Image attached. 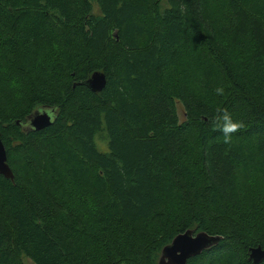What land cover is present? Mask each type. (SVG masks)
<instances>
[{"label": "trees", "instance_id": "1", "mask_svg": "<svg viewBox=\"0 0 264 264\" xmlns=\"http://www.w3.org/2000/svg\"><path fill=\"white\" fill-rule=\"evenodd\" d=\"M218 108L245 125L230 145ZM0 136V264H157L187 230L221 237L187 264H252L264 0H0Z\"/></svg>", "mask_w": 264, "mask_h": 264}, {"label": "water", "instance_id": "2", "mask_svg": "<svg viewBox=\"0 0 264 264\" xmlns=\"http://www.w3.org/2000/svg\"><path fill=\"white\" fill-rule=\"evenodd\" d=\"M94 93L101 92L106 85V76L103 72H94L84 84ZM37 110L30 118V129L40 131L50 126L54 118L45 112ZM19 124V123H17ZM24 127V126H23ZM0 175L13 180V174L7 164L6 150L0 136ZM221 237L209 235L205 232L195 233L187 230L173 238L171 243L163 247L157 264H187V262L201 255L205 250L218 244ZM248 261L252 264H264V247L250 248Z\"/></svg>", "mask_w": 264, "mask_h": 264}, {"label": "clouds", "instance_id": "3", "mask_svg": "<svg viewBox=\"0 0 264 264\" xmlns=\"http://www.w3.org/2000/svg\"><path fill=\"white\" fill-rule=\"evenodd\" d=\"M215 92L219 96H223L225 94L223 87H217ZM211 122L215 128L222 133L223 143L225 145H230L232 143L233 134L238 133L245 127L243 121L234 120L232 114L227 109L218 108Z\"/></svg>", "mask_w": 264, "mask_h": 264}, {"label": "rangeland", "instance_id": "4", "mask_svg": "<svg viewBox=\"0 0 264 264\" xmlns=\"http://www.w3.org/2000/svg\"><path fill=\"white\" fill-rule=\"evenodd\" d=\"M177 113H178V117H179V120H183L184 119V112H183V109H182V107H181V104L179 103V104H177ZM49 113H50V116H52L51 114V111H49V110H47ZM53 118V117H52ZM26 264H31L30 263V261L28 260L27 262H26Z\"/></svg>", "mask_w": 264, "mask_h": 264}, {"label": "bare ground", "instance_id": "5", "mask_svg": "<svg viewBox=\"0 0 264 264\" xmlns=\"http://www.w3.org/2000/svg\"><path fill=\"white\" fill-rule=\"evenodd\" d=\"M40 112H45L47 115L49 114L47 110H42ZM30 120H31V118H28V120H27V127H29V128H30Z\"/></svg>", "mask_w": 264, "mask_h": 264}, {"label": "flooded vegetation", "instance_id": "6", "mask_svg": "<svg viewBox=\"0 0 264 264\" xmlns=\"http://www.w3.org/2000/svg\"><path fill=\"white\" fill-rule=\"evenodd\" d=\"M52 115V114H51Z\"/></svg>", "mask_w": 264, "mask_h": 264}]
</instances>
